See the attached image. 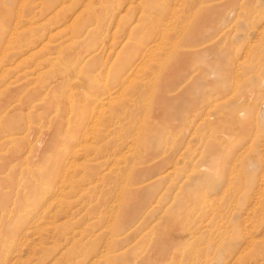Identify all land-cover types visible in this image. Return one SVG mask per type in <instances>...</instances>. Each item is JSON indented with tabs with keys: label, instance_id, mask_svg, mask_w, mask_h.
<instances>
[{
	"label": "rangeland",
	"instance_id": "obj_1",
	"mask_svg": "<svg viewBox=\"0 0 264 264\" xmlns=\"http://www.w3.org/2000/svg\"><path fill=\"white\" fill-rule=\"evenodd\" d=\"M0 264H264V0H0Z\"/></svg>",
	"mask_w": 264,
	"mask_h": 264
},
{
	"label": "bare ground",
	"instance_id": "obj_2",
	"mask_svg": "<svg viewBox=\"0 0 264 264\" xmlns=\"http://www.w3.org/2000/svg\"><path fill=\"white\" fill-rule=\"evenodd\" d=\"M63 1V0H62ZM106 1V0H105ZM82 2V0H72V7H74V5L75 4H80ZM114 2V1H113ZM102 5V4H101ZM117 6V5H116ZM74 10V9H73ZM72 10V11H73ZM82 10V9H81ZM71 11V12H72ZM71 12H67V11H63V12H61V13H59V14H54V17H51V18H48L47 19V21L45 22V23H43L44 24V26H47V25H49V24H51V23H54V22H58V21H66L67 19H68V16H70V13ZM50 28V27H49ZM69 28V27H68ZM128 31V30H127ZM13 34V33H12ZM72 36V35H71ZM50 39V38H49ZM156 42V41H155ZM46 43V42H45ZM41 47V46H40ZM58 48V47H57ZM4 49V48H3ZM6 49V48H5ZM59 50V49H58ZM57 50V51H58ZM153 50V49H152ZM50 51V50H49ZM4 54V53H3ZM2 56V55H1ZM87 57V56H86ZM110 57V56H109ZM145 58V57H144ZM23 62V61H22ZM144 64V63H143ZM107 66V65H106ZM138 66V65H137ZM36 67V66H35ZM137 68V67H136ZM37 69V68H36ZM128 72V71H127ZM134 72V71H133ZM107 74V73H106ZM126 74V73H125ZM16 75V74H15ZM106 76V75H105ZM81 81H82V79H81ZM105 86V85H104ZM68 114V113H67ZM82 114V113H81ZM99 119V118H98ZM93 121V120H92ZM99 123V122H98ZM93 131V130H92ZM138 137V136H137ZM80 144V143H79ZM83 150V149H82ZM63 174V173H62ZM67 177V176H66ZM63 178V177H62ZM122 192H123V190H121ZM147 202H146V200L144 201V202H142V203H139L140 205H142V204H146ZM153 203V202H152ZM151 206V204L149 205H147L146 206V212L145 213H149L150 211H149V207ZM145 215H147V214H145ZM127 223V222H126Z\"/></svg>",
	"mask_w": 264,
	"mask_h": 264
}]
</instances>
